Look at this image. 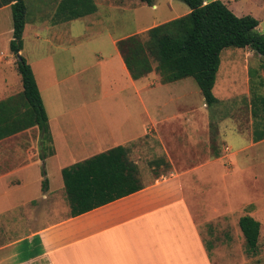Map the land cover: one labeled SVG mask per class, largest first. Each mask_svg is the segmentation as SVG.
<instances>
[{
    "label": "crops",
    "instance_id": "1",
    "mask_svg": "<svg viewBox=\"0 0 264 264\" xmlns=\"http://www.w3.org/2000/svg\"><path fill=\"white\" fill-rule=\"evenodd\" d=\"M61 1L55 0L52 24L44 29L48 33L46 43L59 46L47 49L35 44L29 58L24 54V46L21 52L33 70L45 109L48 100L53 104L51 108L58 107L51 114L46 109L53 154L40 148L37 127L0 140V264H239L242 258L232 261L236 254H241L235 241L222 240L210 246L202 237L198 221L205 220L211 232L210 225L218 230L226 228L231 218L244 241L237 226L242 217L255 219L256 212L245 208L242 216L232 215L241 209L236 208L237 177L242 172L238 159L252 146L239 147L232 154H227L226 148L218 149L223 123L219 126L220 137L212 142L211 115L201 110L196 100L204 109L208 106L201 91L181 86L187 79L163 84L153 71L134 80L118 49V42L128 36L114 40L109 32L98 33L99 30L75 33L73 25L79 21L85 22L86 32L104 25L102 7L113 10L115 0H93L96 13L71 22L56 20ZM135 4L130 9L138 12ZM151 8L158 10L157 5ZM251 11L248 16L259 22L261 32L264 0L254 3ZM185 13L184 16L189 14L190 9ZM170 21L156 20L134 33ZM41 30V26L36 27L38 33ZM100 37L110 40L114 52L100 57L97 63L86 61L88 66H83L87 57L82 42L97 41ZM24 38L25 31L23 43ZM64 40L70 46L63 47ZM15 61L0 59V102L16 96L13 93L19 81L18 94L23 91ZM99 67V76L113 82L121 79L127 90L134 91L130 97L134 110L97 109L101 98L84 95L83 75ZM125 87L120 88L115 100L122 104L129 98L122 94ZM235 131L240 134L236 126ZM251 142L257 144L253 137ZM118 148L125 149L128 165L137 168L141 189L73 216L63 171ZM146 156L158 161V166H168V173L140 181L141 160ZM226 158L235 163L231 171L225 166ZM111 167L115 168V163ZM250 201L248 207H253ZM248 256L252 262L257 255Z\"/></svg>",
    "mask_w": 264,
    "mask_h": 264
},
{
    "label": "trees",
    "instance_id": "2",
    "mask_svg": "<svg viewBox=\"0 0 264 264\" xmlns=\"http://www.w3.org/2000/svg\"><path fill=\"white\" fill-rule=\"evenodd\" d=\"M118 1H136L154 7L157 0ZM176 1L185 3L190 13L149 29L144 39L138 35L123 39L118 42V49L134 80H140L153 71L161 77L163 84L192 79L208 108H212L219 102L214 88L222 53L228 49H250L264 58V35L258 32L259 22L256 19L236 16L221 1L207 4L205 0ZM6 7L11 8L13 20V37L9 49L16 58L23 91L0 102V140L37 127L40 131V148L53 154L49 118L42 96L31 66L21 55L26 27V0H0V10ZM96 11L93 0H62L56 20L71 22ZM251 95L253 141L264 142V95L253 90ZM124 155L125 149L118 148L63 171L73 216L141 189L137 168L132 164L128 165ZM41 158L44 160L45 156L41 155ZM111 163H115V168L111 167ZM46 186L45 180L43 188ZM239 226L245 239L247 254L257 255L260 222L245 216L240 219Z\"/></svg>",
    "mask_w": 264,
    "mask_h": 264
},
{
    "label": "rangeland",
    "instance_id": "3",
    "mask_svg": "<svg viewBox=\"0 0 264 264\" xmlns=\"http://www.w3.org/2000/svg\"><path fill=\"white\" fill-rule=\"evenodd\" d=\"M210 3L213 1H221L225 3L229 9L238 17L250 15L252 5L258 0H205ZM55 0H26L27 15H26V30L24 38V54L27 58L33 50L35 44L43 45V47L49 49L54 46H59L52 42V45L46 43L48 33L44 30L46 27H50L54 12H56ZM232 2V3H231ZM135 4L138 8V12H134L130 9V5ZM230 3V4H229ZM155 5L158 6V10H153L151 7L139 4L136 1L120 2L115 0L114 9L102 7L103 15L105 16V24L96 26L92 31L86 32L85 22H76L73 27L76 30L75 33H107L112 35L114 40L122 36H134L138 35L144 39L146 32L134 33L145 27L151 26L153 22H161V20H173L174 18H180L186 14L189 7L180 1L176 0H157ZM134 7V6H133ZM156 18V19H155ZM44 24V26H42ZM41 26L42 30L38 33L36 27ZM46 26V27H45ZM261 34L264 35V23L261 27ZM64 32L63 28H59ZM13 21L12 10L6 8L0 12V59L1 61H14L15 57L10 52L9 41L12 39ZM95 30V31H94ZM96 30H99L96 32ZM56 31V30H55ZM66 46H70L67 42L63 41ZM83 46L85 56L87 59H83V66H88L87 62L97 63L100 57H108L114 52L112 43L104 38L100 37L97 41H91L86 39L81 44ZM91 51L86 53V51ZM93 52V53H92ZM12 55V56H11ZM114 63H117L114 61ZM16 65V61H15ZM102 72V68L90 69L83 75V93L89 97L101 98L100 104L97 109L104 111L114 112L123 109L134 110L132 95L134 91L122 83L121 79H116L114 82L107 77L102 78L99 73ZM20 78L19 74L17 73ZM91 78V79H89ZM20 81L17 82V90L13 93L17 95L19 93ZM215 96L218 99V104L212 108L204 109L203 104L196 100V105L206 113H210V136L212 142H215V137H220L219 126L222 125V137L220 139V145L218 149L222 150L226 148V153L232 154L238 150L239 147L252 146L246 152L240 154V164L238 167L242 168V172L237 177V206L238 213L235 211V215L232 218L242 216L240 214L243 209L246 211L255 210V219H258L261 226V234L259 240L258 254L255 256L252 262V258L247 255L245 239L240 238L239 232L236 226L231 223V218L227 220V227H221L219 230L214 225H210L212 231H208L206 228L205 220L198 221V227L201 231L202 237L206 243L210 246H214L219 241L228 242L229 240L235 241V248L237 251H241L240 256L232 259L233 262L242 258L239 264H264V142L252 144V131H253V117L251 113V90L264 95V58L258 55L256 52L245 49H228L221 55V65L216 81ZM188 85L200 93V89L192 79H187L181 86ZM121 87L124 88L122 93L126 98L125 104L115 101L118 94L121 93ZM175 89V87H171ZM166 93L167 91H162ZM79 91L75 92L78 95ZM109 96L110 99L105 97ZM113 97V98H112ZM46 109L51 114L53 109H58L57 106L51 108V101H46ZM53 105V104H52ZM117 119H121L120 117ZM235 126L240 134L235 131ZM214 146V144L212 145ZM231 151H230V149ZM158 161L152 157L146 156L141 160L140 165V181H150L161 175H166L169 171L168 166H158ZM233 160L229 158L225 159V166L228 170L234 168ZM43 167V166H42ZM44 170V169H43ZM240 190V191H239ZM250 200L253 202V207H248ZM226 207V206H225ZM238 229L242 234L239 224ZM219 232L220 235H216ZM30 233V231H21L22 234ZM221 238V236H223Z\"/></svg>",
    "mask_w": 264,
    "mask_h": 264
}]
</instances>
